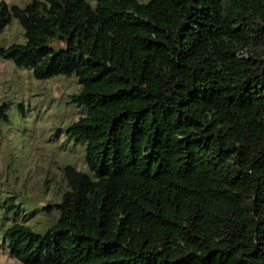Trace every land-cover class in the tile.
Segmentation results:
<instances>
[{"label": "trees", "instance_id": "trees-1", "mask_svg": "<svg viewBox=\"0 0 264 264\" xmlns=\"http://www.w3.org/2000/svg\"><path fill=\"white\" fill-rule=\"evenodd\" d=\"M14 17L0 55L81 85L87 165L45 231L6 229L19 264H264V0H0Z\"/></svg>", "mask_w": 264, "mask_h": 264}, {"label": "rangeland", "instance_id": "rangeland-1", "mask_svg": "<svg viewBox=\"0 0 264 264\" xmlns=\"http://www.w3.org/2000/svg\"><path fill=\"white\" fill-rule=\"evenodd\" d=\"M29 1L7 0L19 6ZM25 40L14 17L0 33V48ZM80 88L75 76L38 79L32 69L0 55V105H10L0 138V264H19L6 229L23 222L45 231L59 216L54 207L68 188L65 166L87 170L85 145L66 133L84 112L72 102Z\"/></svg>", "mask_w": 264, "mask_h": 264}]
</instances>
